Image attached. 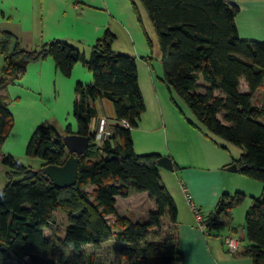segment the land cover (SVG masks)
Here are the masks:
<instances>
[{
  "label": "trees",
  "instance_id": "1",
  "mask_svg": "<svg viewBox=\"0 0 264 264\" xmlns=\"http://www.w3.org/2000/svg\"><path fill=\"white\" fill-rule=\"evenodd\" d=\"M139 1L156 30L166 84L188 104L206 130L243 147L233 162L239 172L263 183L261 194L246 210L248 243L237 252L244 249L254 264H264V103L253 102L264 82V40L239 35L235 21L239 6L229 0ZM132 2L140 19L137 2ZM0 34V53L5 61L0 89L18 80L30 62L48 55L65 75L72 73L79 60L93 73L92 82L78 81L75 86L76 131L89 135L90 141L81 155L77 182L65 188L47 179L42 170L43 165L63 163L68 156L63 134L52 124L41 122L26 147L27 155L43 159L40 168L22 163L11 152H2L14 117L7 96L0 94V164L5 166L7 178L0 187V264L12 260L17 264H99L82 247L98 246L111 238L125 242L118 248L126 255L123 264H175L182 260L184 252L176 243L173 227L161 241L151 237L165 214L175 224L178 207L161 180L157 160L162 154L138 153L133 146L132 127L138 125L146 108L136 57L113 48L115 34L110 29L96 40L88 57L65 40L53 39L27 49L9 31ZM13 40L15 47L10 50ZM242 77L247 91L240 88ZM97 97L109 99L117 119L129 123H116L102 143L91 129L98 113ZM72 131L68 124L65 133ZM134 191H146L154 199L155 209L147 220L134 221L116 211V196ZM244 196L241 191L224 192L209 226H217L223 217L229 222L228 211ZM57 210L68 217L63 237L52 227ZM77 211H81L79 215H75ZM110 214L115 215L113 221Z\"/></svg>",
  "mask_w": 264,
  "mask_h": 264
},
{
  "label": "crops",
  "instance_id": "2",
  "mask_svg": "<svg viewBox=\"0 0 264 264\" xmlns=\"http://www.w3.org/2000/svg\"><path fill=\"white\" fill-rule=\"evenodd\" d=\"M229 1L239 6L235 16L239 35L246 39L264 40V0ZM137 2L140 19L132 0H0V31H9L27 49L39 47L53 39L65 40L76 45L88 57L96 40L110 29L115 34L113 48L136 57L139 84L146 104L138 125L131 130L134 149L138 153L167 154L173 159V171L160 165L159 170L178 207L177 220L175 224L171 221L169 227H173L172 233L177 245L183 250L184 257L175 264H254L252 257L244 249L231 252L224 243L225 248L218 239L206 235L205 229L197 225L186 191L205 215L202 211L215 207L224 192L242 187L234 184L235 176L244 185L258 189L260 186L240 177L239 174L242 173L238 170H227L226 165L231 164L234 157L228 151L220 149L204 131L206 129L193 117L181 107L178 109V102L175 101V104L173 100L171 103L165 98L167 89L172 96V89L163 79V69H160L161 73H157L159 80L153 77L152 60L160 48L158 50L155 38L149 33L145 15L147 11H142L140 1ZM143 26L153 42L152 46ZM4 64V56L0 53V73L3 72ZM78 81H93V73L83 61H77L72 73L65 75L56 66L53 57L48 55L30 62L18 80L2 87L0 94L7 96L8 107L14 117V125L7 141H4L2 152L24 151L29 137L41 122L56 126L63 135L68 124L76 131V119L72 110ZM200 82L205 83L202 79ZM263 86L264 82L255 94ZM240 88L248 90L244 77L241 78ZM255 94L253 102L261 104L254 101ZM109 101L104 97L95 99L98 113L92 120L91 127L97 125L100 118H104L105 129L113 133L114 125L121 120L117 119L115 113H108ZM262 120L264 121V117ZM171 172H175L178 185L174 184ZM167 174L170 180L166 181L164 175L167 177ZM88 188H92V185H88ZM122 198L123 196L117 195V202H121ZM153 204L155 207L154 199ZM114 216L110 214L111 221ZM247 243L248 241L243 246ZM107 264L114 263L110 261Z\"/></svg>",
  "mask_w": 264,
  "mask_h": 264
},
{
  "label": "rangeland",
  "instance_id": "3",
  "mask_svg": "<svg viewBox=\"0 0 264 264\" xmlns=\"http://www.w3.org/2000/svg\"><path fill=\"white\" fill-rule=\"evenodd\" d=\"M136 2H137V0H136ZM137 5H138V2H137ZM141 5H142V3L140 2V5H139L140 9H142V11L145 12L146 8L143 5L141 7ZM145 15H147L146 19L148 21L147 25H148L149 33H150L151 37L155 38L154 41L156 42V46L158 47L159 46L158 42H157L158 38H157V35L155 33V29L153 27V24H151L152 22L149 18L148 13H145ZM146 31H147V29H146ZM158 50H159V47H158ZM152 61H153V63H152L151 69H152L153 77L155 78V80H159L160 76L157 73H161L160 69H163L160 50H159V52L155 53V57ZM153 69H155V70H153ZM171 91H172V96L170 95L169 90L167 89V95H164L165 98L169 99L171 101V103L173 102V100H174L175 104H176V102H178L179 103V106H177L178 109L181 107L186 112V114H189V116L193 117L195 119V121L200 126H202L204 129H206L205 126L203 125V123L200 122L196 118V116L193 114V112L191 111L188 104L174 90H171ZM217 94H220L219 91L217 92ZM255 100L261 104L264 103V88H262L259 92H257L255 94L254 101ZM107 108H108V113L110 115H113L114 114V108H113L110 101L107 103ZM72 113H73V110H72ZM58 130L61 131V129H58ZM204 131L212 138V140L214 142H216L219 145L220 149H222L223 151H228L230 156H232L234 158H239L241 156V154L243 152V147L241 145L234 144V143L230 142L229 140H227L221 136L210 133L208 130H204ZM7 139H8V136L5 140V142L7 141ZM29 139H30V137H29ZM29 139H28V141H29ZM27 144H28V142H27ZM27 144L24 147V151H22L20 153H18V152L13 153V154L16 155V157L22 163L30 165L34 169H38L41 167V163L43 162V159H41L38 156L27 155V153H26ZM4 145H5V143L2 145V147H4ZM167 173H170V172H167ZM171 173H173L171 178H172L174 184L178 185L175 172H171ZM235 174H237V173H235ZM167 175H168L167 177L164 175V178L166 181L170 180L169 174H167ZM239 176L243 177L244 179L252 180L255 183H258L257 185H258V187L260 186V189L255 188L253 186L244 185L241 182L240 178H237V176H235L236 179H234V181H235L234 184L236 186L240 185L242 187L236 188L235 190H232L229 193H235V191H241L245 194V196H244V199L240 203H237L236 205L233 206V208H231L230 211H228V217L230 218L229 223L225 222L224 221L225 217H223V220L219 221L217 226H215L213 223L209 226L210 216L212 213H214L215 207H212L211 209H208L206 211H202L205 214L204 215V224H205V231L207 233L206 235L208 237L218 239L224 248H225V245L223 244L224 243L223 238H224V236L229 235V234L239 238V241H240V247L239 248H241L245 244V242H247V238L245 237V230H244L245 229L246 210L251 205V203L253 202V198L256 196H259L262 192L263 183L261 180H259L257 178H251V177L247 178V176H242V174H239ZM161 180H162V177H161ZM6 181H7V178L5 176V166L3 164H0V187H3L6 183ZM195 206L198 207L196 204H195ZM154 209H155V207L153 204V198L146 191H140V192L134 191L133 194L123 196L122 201L116 203L117 213L127 215L129 218H131L134 221L135 220H147L149 218L150 212H152ZM170 222H171V220H170L169 215L165 214L162 217V223H161V226L158 228V231L152 232L151 237H154L155 239L160 240V241L163 240V238L169 232V229H170L169 223ZM67 224H68L67 214L61 210H57L55 215H54V221L52 222V227L57 228L58 234L61 237H63L65 235V230H66ZM234 228H236L237 231H235ZM46 234L47 235L49 234V229L46 230ZM242 234L244 236H242ZM123 245H125V242L111 238V239L103 241L98 246H94L92 244H84L82 247V251L88 257H93L94 260L99 261V264H107L110 261H112L114 264H123L126 262V255L118 250V248L120 246H123ZM9 264H17V260H12L9 262Z\"/></svg>",
  "mask_w": 264,
  "mask_h": 264
},
{
  "label": "water",
  "instance_id": "4",
  "mask_svg": "<svg viewBox=\"0 0 264 264\" xmlns=\"http://www.w3.org/2000/svg\"><path fill=\"white\" fill-rule=\"evenodd\" d=\"M15 47V40L10 44V50ZM64 142L68 151V156L63 163H47L43 165L42 170L44 176L51 180L55 185L59 187L72 186L78 179V167L81 159V155L84 154L88 148L90 136L80 134L77 131L65 133L63 135ZM158 165L174 170L173 159L170 155L162 154L158 160ZM226 169L230 171H237L238 165L236 162L226 165ZM81 211L75 212V215H79Z\"/></svg>",
  "mask_w": 264,
  "mask_h": 264
},
{
  "label": "built area",
  "instance_id": "5",
  "mask_svg": "<svg viewBox=\"0 0 264 264\" xmlns=\"http://www.w3.org/2000/svg\"><path fill=\"white\" fill-rule=\"evenodd\" d=\"M105 123H106V120L104 118H100L98 124L93 125V127H91L92 131L96 132L97 140L99 143H102L105 139H107L112 134L110 131L105 129V127H104ZM121 123L124 125H129L128 121H126L125 119H123L121 121ZM186 197H187V199H188V201L192 207V210L195 214L197 225L200 228L205 229L204 215L201 213L199 208L195 206V204L191 200L190 193H188L187 191H186ZM223 242L231 252H235L239 249L240 241H239V238L236 236L226 235L223 238Z\"/></svg>",
  "mask_w": 264,
  "mask_h": 264
}]
</instances>
